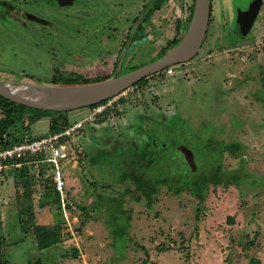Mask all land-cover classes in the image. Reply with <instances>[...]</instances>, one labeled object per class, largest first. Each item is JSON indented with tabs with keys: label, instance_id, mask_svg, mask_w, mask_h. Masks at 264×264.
Here are the masks:
<instances>
[{
	"label": "rangeland",
	"instance_id": "1",
	"mask_svg": "<svg viewBox=\"0 0 264 264\" xmlns=\"http://www.w3.org/2000/svg\"><path fill=\"white\" fill-rule=\"evenodd\" d=\"M19 1L25 4L23 13L49 15L44 24L0 25V62L6 66L0 69V82L46 86L53 85L54 71L74 79L111 78L123 75L128 66L163 58L171 42L182 39L193 3L64 0L65 8L45 11L29 5L38 0ZM249 1L213 0L197 55L174 66L172 75L154 74L115 96L107 114L89 107L41 113L33 125L27 118L18 122V141L48 135L57 120H67L70 126L58 140L67 154L63 152L66 158L59 165L60 159L52 163L50 156L47 162L49 155L40 153L20 166L12 163L0 169L2 254L9 264H264V111L252 96L264 70V0L247 37L236 46L228 38L236 8ZM16 32L18 36L11 37ZM27 59L39 60L44 68L25 63ZM243 98H253L259 109L238 121L224 105L231 100L230 109L238 110L234 104L243 103ZM208 136L242 142L244 157L224 153L222 169L238 170L243 161L252 184L210 187L198 211L195 198L188 193L173 196L165 186L151 208L129 199V243L124 250L125 241H118L114 249L103 212L92 207L91 192L120 195L133 190L129 182H113L119 175L115 148L134 144L142 149L150 142L165 147L164 152L158 148L164 155L160 166L148 171L151 178H163L207 167L212 159L202 137ZM97 150L108 154L93 167L89 160ZM58 176L65 180L62 197L54 189ZM35 226L58 233L56 254L36 250Z\"/></svg>",
	"mask_w": 264,
	"mask_h": 264
},
{
	"label": "trees",
	"instance_id": "2",
	"mask_svg": "<svg viewBox=\"0 0 264 264\" xmlns=\"http://www.w3.org/2000/svg\"><path fill=\"white\" fill-rule=\"evenodd\" d=\"M158 4L159 3H157V6ZM192 10L193 3L189 11L188 22H190ZM136 31H141V29L138 28ZM180 40L181 39L179 38L173 40L168 50L174 48L180 42ZM157 60L158 59H153L150 61V63H153ZM137 68H139V66H128L123 71V73L125 74L131 72ZM54 77L55 79L52 81V84L54 86L86 85L109 79V77L93 79H74L72 77L64 76L60 73L58 74L57 71H54ZM144 80L145 79L141 80L134 86ZM257 82L259 83V90L256 91V93H254L252 96L256 101H259L264 105V70L260 72L259 79L257 80ZM122 101L123 100H121L120 102ZM95 106H92V108ZM108 112L109 109L106 110V112H104L102 115H105ZM41 113L45 114L46 112L36 109H30L0 97V150L10 148L15 144L24 141L25 139H23L22 141H18L14 138L18 122L27 118L29 125H33L36 121H39L41 119ZM47 113L63 114L60 112ZM69 126V121L57 120L49 126L48 134L63 132ZM219 138L220 137H217L216 139L215 137L208 136L204 139L202 137L208 147L210 159H212L210 160L211 163L207 167H202L199 170L196 168L197 166H195V168L191 172L186 173L182 171H176L173 172V174L171 173V175L165 176L163 178H151L148 175L149 170L151 171L152 168H154L155 166H160V157L164 158V155H159L161 152L158 151L159 147L156 146L155 143L153 144L152 142H150L144 145V148L142 149H139L134 144H128L124 149L120 147L115 148L117 149L116 153L119 158L114 163L115 166L118 168L119 175L116 179H114L113 182H116L117 184H124L126 182H129L130 184H132L133 190H126L120 195L105 193L100 190H97L96 192H91L93 196L92 207L96 212H103L104 224L110 229V234L112 235L111 244L114 249H117L116 245L118 244V241H125L123 244L124 250L127 244L129 243V237L127 235V232L130 226L131 216L129 209L125 207L129 199H132V201H134L135 203H140L144 201L146 207L151 208L156 201V196L159 194L161 187L165 186L173 196H179L182 193H188L193 198H195L198 202V211L205 202L210 187H221L225 190L230 186L241 187L246 184H252V177L245 171L243 161H241V166L238 170L225 171L222 169V155L224 153H227L230 158L235 159L238 157H242V155L246 151L245 146L241 142L236 140L228 142L224 141L221 138L220 140ZM28 139L34 140L36 138ZM119 149H121L122 151ZM165 149V147L159 148V150H161L162 152H164ZM105 154L108 153L105 151L97 150V153L90 158L89 164L94 167L99 161V159L103 158ZM38 156L39 155H36L33 157H28L26 159H32ZM26 159L22 160L21 163H24ZM161 161L163 160L161 159ZM17 162L18 161H9V163L13 164ZM162 166L163 165L161 162V167ZM25 169L26 166L23 165L22 170L25 171ZM55 201L58 202L59 199L56 198ZM34 235L37 249L40 252L47 251L52 254L58 251L59 248L56 247L58 246L57 243L59 235L56 231H51L41 226H35ZM2 240L3 239L1 233L0 211V264H9L7 260L4 259L2 254Z\"/></svg>",
	"mask_w": 264,
	"mask_h": 264
},
{
	"label": "water",
	"instance_id": "3",
	"mask_svg": "<svg viewBox=\"0 0 264 264\" xmlns=\"http://www.w3.org/2000/svg\"><path fill=\"white\" fill-rule=\"evenodd\" d=\"M212 0H194L189 25L180 40L163 58L141 66L131 72L107 80L77 86L40 85L38 94L43 99H29L14 94L7 84L0 82V97L15 104L43 112H70L89 108L105 102L133 87L141 80L163 72L169 67L187 63L201 50L206 36ZM259 0H254L249 10L238 12L237 24L231 42H242L250 31L259 9ZM37 93V92H36Z\"/></svg>",
	"mask_w": 264,
	"mask_h": 264
},
{
	"label": "built area",
	"instance_id": "4",
	"mask_svg": "<svg viewBox=\"0 0 264 264\" xmlns=\"http://www.w3.org/2000/svg\"><path fill=\"white\" fill-rule=\"evenodd\" d=\"M173 69L174 66L169 67L165 69L163 73L166 76L172 75ZM121 95L124 94L121 93ZM116 101L117 98L114 97L96 105L95 107H93L94 113L101 114L105 112L106 110L112 108V106L115 105ZM65 133L66 132L63 131L55 134H48L46 136H42L34 140L26 139L18 144L13 145L10 148L0 150V169L2 168V166L11 165L12 163H9V161H18L17 163H15V166H20L22 160L28 157L39 155L40 153H46V155H49L47 159H45V161L47 162L50 156H52V159L50 160L52 163H56V159H60L58 162L59 165L61 161L66 158L65 147L58 142L60 138L65 137L67 135ZM54 183V189L56 193L62 197L65 189V180L63 179V177L61 178L60 176H58L54 180Z\"/></svg>",
	"mask_w": 264,
	"mask_h": 264
},
{
	"label": "flooded vegetation",
	"instance_id": "5",
	"mask_svg": "<svg viewBox=\"0 0 264 264\" xmlns=\"http://www.w3.org/2000/svg\"><path fill=\"white\" fill-rule=\"evenodd\" d=\"M253 2H254V0H250L248 3H245V4L243 3L242 6L237 7L235 12H234V15L236 13V17H237L238 12H245V11L249 10V8ZM212 4H213V0L211 2L210 15H211V11H212ZM21 5L24 6L25 4L20 2L19 0H0V25H2V26H4V24L5 25H9V24L17 25V23L19 25V23H20L19 21H25L26 23L31 22V23H37V24H44L45 23L46 20H45L44 16H48L49 14H44V16H41V15L37 16L36 14H34L32 12L23 13L24 11L20 10ZM29 5L30 6L38 5L42 8H44L45 11H49L51 6H55V7L57 6L58 8H62L64 6H66L64 0H38L37 2L36 1L31 2ZM244 5H246V6H244ZM258 5H259V9H258L256 19H255L253 25L255 24L257 18L259 17L260 8L262 6V0H259ZM21 15H23V16H21ZM209 19H210V17H209ZM208 24H209V22H208ZM236 24H237V19L235 21L234 29L232 30V32L228 36V38L230 40L234 34ZM253 25H252V27H253ZM22 27H25V25H23ZM252 27H251V29H252ZM207 30H208V27H207ZM24 31H26V30H24ZM206 34H207V32H206ZM15 36H18V32L11 35V37H14V38H15ZM231 44L234 46L238 45V43L233 44L232 42H231ZM40 53L45 54V52H43V51H40ZM1 63H3V62L2 61L0 62V69L6 68V66L1 65ZM25 63H31V64L37 66L38 68H44V67H41L43 65H42V62H40L39 60L27 59V62L25 61ZM45 63L46 62L44 61L43 64H45ZM54 79H55V77L53 76V80ZM256 102L259 103V101H256Z\"/></svg>",
	"mask_w": 264,
	"mask_h": 264
},
{
	"label": "crops",
	"instance_id": "6",
	"mask_svg": "<svg viewBox=\"0 0 264 264\" xmlns=\"http://www.w3.org/2000/svg\"><path fill=\"white\" fill-rule=\"evenodd\" d=\"M54 9H55V6L53 7ZM188 16H189V13H188ZM188 16L186 17V24H185V27H184V30L186 31V28L188 27V25H189V22H188ZM98 19H99V17H98ZM97 19V20H98ZM5 25V24H4ZM25 28V27H24ZM180 28H181V26H180ZM185 33V32H184ZM2 35H0V37H1ZM259 89V87L257 88V90ZM233 96H234V94H233ZM230 97V96H229ZM228 98V97H227ZM253 99V98H252ZM252 99H246V98H243L242 99V101H243V103H238L237 102V104H234V105H238V107H239V111H240V113H241V111H248V113L247 114H244V115H242V114H239L238 113V110L237 109H233V110H231L230 109V106L231 105H229L230 104V102H231V100H230V102H229V100L227 99V101L225 102V103H227V104H225L224 106H225V110H227V112H229V114H231L232 116H233V118H235V117H238V118H235L236 120H238V121H242V120H246L247 119V117H252V113H253V108L254 109H259V106H258V104H260V103H258V104H253L254 102H253V100ZM261 105V104H260ZM232 107V106H231ZM261 108L263 109V111H264V106L263 105H261ZM250 112H252L251 114H250ZM235 116V117H234ZM40 131V130H39ZM232 141H235V140H232ZM237 141V140H236ZM242 143V142H241ZM246 152V151H245ZM245 154V153H244ZM228 155V154H227ZM244 157V156H243ZM243 157H241V158H243ZM44 212V211H43ZM36 250L37 251H39L37 248H36ZM40 252V251H39Z\"/></svg>",
	"mask_w": 264,
	"mask_h": 264
},
{
	"label": "bare ground",
	"instance_id": "7",
	"mask_svg": "<svg viewBox=\"0 0 264 264\" xmlns=\"http://www.w3.org/2000/svg\"><path fill=\"white\" fill-rule=\"evenodd\" d=\"M39 84L25 82L22 84H7V88L14 94L21 95L29 99H43L45 94H38ZM37 92V93H36Z\"/></svg>",
	"mask_w": 264,
	"mask_h": 264
}]
</instances>
